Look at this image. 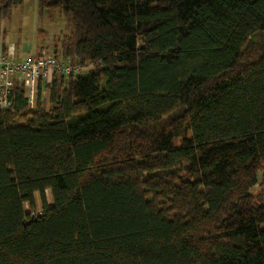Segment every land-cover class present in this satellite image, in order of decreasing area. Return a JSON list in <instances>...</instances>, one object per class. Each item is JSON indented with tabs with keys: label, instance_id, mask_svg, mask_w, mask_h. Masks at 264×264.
I'll list each match as a JSON object with an SVG mask.
<instances>
[{
	"label": "trees",
	"instance_id": "16d2710c",
	"mask_svg": "<svg viewBox=\"0 0 264 264\" xmlns=\"http://www.w3.org/2000/svg\"><path fill=\"white\" fill-rule=\"evenodd\" d=\"M39 4L92 71L0 109V264H264V0Z\"/></svg>",
	"mask_w": 264,
	"mask_h": 264
},
{
	"label": "rangeland",
	"instance_id": "374dc122",
	"mask_svg": "<svg viewBox=\"0 0 264 264\" xmlns=\"http://www.w3.org/2000/svg\"><path fill=\"white\" fill-rule=\"evenodd\" d=\"M72 31V24L58 10L42 8L39 0H22L18 5L13 6L8 15L0 17V49L13 47L14 52L27 54L31 51H46L55 55H61V43L65 35ZM89 68L90 65H86ZM41 105L47 107L48 94L46 87L41 89ZM37 94L34 91L29 99V107L34 108ZM261 172H258V178ZM255 186L252 191L257 190ZM47 203L50 205L51 195L49 190L45 192ZM25 210L31 214L41 213V204L38 195L35 194V208L29 211L27 205Z\"/></svg>",
	"mask_w": 264,
	"mask_h": 264
},
{
	"label": "built area",
	"instance_id": "2783aa9c",
	"mask_svg": "<svg viewBox=\"0 0 264 264\" xmlns=\"http://www.w3.org/2000/svg\"><path fill=\"white\" fill-rule=\"evenodd\" d=\"M88 68L72 64L68 59L57 58L46 51L27 53L22 59L16 57L13 47L0 49V109H8L12 100L11 89L15 82L23 83L29 101L37 85L44 89L54 73H82Z\"/></svg>",
	"mask_w": 264,
	"mask_h": 264
},
{
	"label": "water",
	"instance_id": "95a60500",
	"mask_svg": "<svg viewBox=\"0 0 264 264\" xmlns=\"http://www.w3.org/2000/svg\"><path fill=\"white\" fill-rule=\"evenodd\" d=\"M252 39L250 38L249 40H248V42L246 43V45H245V47H244V49L243 50H245V49H247L249 46H250V44L252 43ZM92 71V69H90L89 71H87V72H85V73H76L75 75H74V78H76V77H79V76H81V75H87L89 72H91Z\"/></svg>",
	"mask_w": 264,
	"mask_h": 264
},
{
	"label": "crops",
	"instance_id": "0c3cea01",
	"mask_svg": "<svg viewBox=\"0 0 264 264\" xmlns=\"http://www.w3.org/2000/svg\"><path fill=\"white\" fill-rule=\"evenodd\" d=\"M4 47H6V46H4ZM25 56V54H23V53H21V52H17L16 53V57L18 58V59H22L23 57ZM23 84V83H22ZM24 85V84H23ZM25 87V86H24ZM25 89V91H26V88H24Z\"/></svg>",
	"mask_w": 264,
	"mask_h": 264
}]
</instances>
